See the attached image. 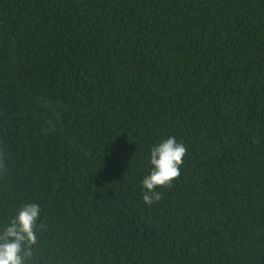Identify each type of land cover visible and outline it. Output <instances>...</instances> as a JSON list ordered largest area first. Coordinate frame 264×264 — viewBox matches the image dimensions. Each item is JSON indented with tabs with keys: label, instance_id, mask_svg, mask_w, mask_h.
<instances>
[{
	"label": "trees",
	"instance_id": "1",
	"mask_svg": "<svg viewBox=\"0 0 264 264\" xmlns=\"http://www.w3.org/2000/svg\"><path fill=\"white\" fill-rule=\"evenodd\" d=\"M0 164L26 264H264V0H0Z\"/></svg>",
	"mask_w": 264,
	"mask_h": 264
},
{
	"label": "clouds",
	"instance_id": "2",
	"mask_svg": "<svg viewBox=\"0 0 264 264\" xmlns=\"http://www.w3.org/2000/svg\"><path fill=\"white\" fill-rule=\"evenodd\" d=\"M186 154L185 144L177 142L174 136L150 148L152 170L142 180V196L146 204L159 202L162 193L156 189L171 187L173 181L179 178ZM40 215L38 203H27L0 232V264H26V259L33 255L32 246L37 243V228H45L43 224L38 225Z\"/></svg>",
	"mask_w": 264,
	"mask_h": 264
}]
</instances>
